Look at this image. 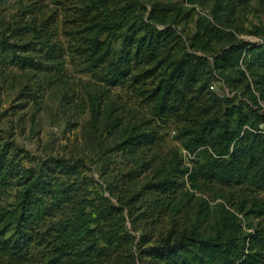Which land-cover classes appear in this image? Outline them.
Returning a JSON list of instances; mask_svg holds the SVG:
<instances>
[{"label":"trees","instance_id":"16d2710c","mask_svg":"<svg viewBox=\"0 0 264 264\" xmlns=\"http://www.w3.org/2000/svg\"><path fill=\"white\" fill-rule=\"evenodd\" d=\"M250 1L66 0L61 15L66 55L149 106L151 120L118 131L122 152L137 163L151 155L159 134L150 124L159 121L175 124L181 147L201 159L146 184L151 198L175 199L185 179L194 190L217 185L233 194L238 213L263 224L243 234L227 212L210 235L174 228L135 255L116 208L88 212L86 188L75 184L70 164L25 171L0 149V264H134L143 255L146 264H264V46L236 35L239 10ZM194 3L211 6L210 16L193 20L194 8L184 4ZM26 25L48 42V23ZM46 46L43 68L60 56L56 44ZM20 47L0 42L18 61ZM216 77L232 97L210 88Z\"/></svg>","mask_w":264,"mask_h":264},{"label":"rangeland","instance_id":"374dc122","mask_svg":"<svg viewBox=\"0 0 264 264\" xmlns=\"http://www.w3.org/2000/svg\"><path fill=\"white\" fill-rule=\"evenodd\" d=\"M184 5L194 8L193 20L210 16L209 5ZM65 7L66 0H0V42L21 46V61L0 48V149L9 150L25 171H48L64 161L70 164L75 184L86 188L88 212L116 208L123 230L133 237L135 255L174 228L193 226L210 235L227 212L240 220L243 234L254 233L263 222L238 213L226 188L204 185L194 190L185 179L175 199L159 204L151 198L146 184L159 175L176 173L172 170L177 167L196 168L201 159L181 147L175 124L159 121L150 124L159 134L151 155H142L137 163L122 152L118 131L151 120L149 106L130 89L99 81V75L88 72L78 58L66 55V17L61 15ZM237 19V37L264 46V0H251ZM193 20L187 28H194ZM40 21L48 23V42L26 30V24ZM47 44H56L60 56L43 68ZM210 88L233 96L218 77ZM259 105L264 112L262 100ZM260 127L264 130V124ZM142 234L150 235L151 243L142 241ZM146 261L143 255L134 264Z\"/></svg>","mask_w":264,"mask_h":264}]
</instances>
